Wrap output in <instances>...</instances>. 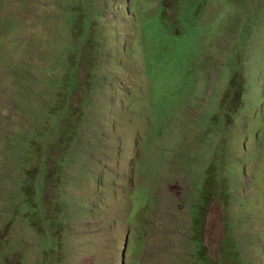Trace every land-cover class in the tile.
Returning a JSON list of instances; mask_svg holds the SVG:
<instances>
[{
  "label": "rangeland",
  "instance_id": "obj_1",
  "mask_svg": "<svg viewBox=\"0 0 264 264\" xmlns=\"http://www.w3.org/2000/svg\"><path fill=\"white\" fill-rule=\"evenodd\" d=\"M196 2L97 0L83 38L71 0H0V222L26 168L62 220L47 255L16 227L0 264H201L195 208L209 263L264 264V0Z\"/></svg>",
  "mask_w": 264,
  "mask_h": 264
},
{
  "label": "trees",
  "instance_id": "obj_2",
  "mask_svg": "<svg viewBox=\"0 0 264 264\" xmlns=\"http://www.w3.org/2000/svg\"><path fill=\"white\" fill-rule=\"evenodd\" d=\"M72 6H71V17L70 18H76L77 19V26L79 23H81L82 32L79 33V37L82 36L84 38V34H91V26H92V20H89V14L95 13L97 14V10H91L90 9L97 3V0H81L79 5H75V3L78 2V0H71ZM187 4L188 14H192L196 10V0H185ZM164 14L160 15V19L165 18V14L167 15V6L165 4H161ZM79 15V16H78ZM85 18V21H82V19ZM163 23L160 21H155V25L153 26V32H159L164 33L167 31V29L162 26ZM92 35V34H91ZM76 42V41H74ZM76 44L77 43H71L72 48L69 47V45L65 46V49L71 51L74 53L76 51ZM181 52L184 56H195L196 51L192 48L190 45H186L184 48L181 47ZM171 54V53H170ZM78 56V55H76ZM171 56V55H170ZM79 62V61H78ZM76 64V63H74ZM72 64V65H74ZM80 64V62H79ZM242 84H239L238 81L235 82V93L234 95H237V93L242 92L241 89ZM240 96V95H239ZM60 109L57 108L55 110H52L53 114L52 116L56 117L55 114L56 111H59ZM60 123H58V120L55 119L54 125H56V128L58 127ZM68 121H62L61 125L63 126V129L68 128L70 130H73L71 127H75L74 125ZM70 127V128H69ZM46 135H50V132H43L40 129L35 131V136L33 138H26L27 142L30 145L29 152L31 153L32 150L42 146L44 150L47 149V140ZM57 135H54L56 137ZM43 138H45L43 140ZM61 139V138H57ZM38 140V142H37ZM26 153H28V150H26ZM62 155V154H61ZM60 155V156H61ZM60 167V166H59ZM38 170L31 169L28 171V169H22L18 176L15 175V181L14 183V189L12 190V193L16 200V205L14 207H10L9 210L13 211V214L11 218H9L8 224L4 226L0 222V238H6L3 242L0 244L3 246L5 242H7L9 239H11V235H18L21 232L16 228L20 227L22 232H28L29 234H32L34 231L37 230V235L40 233L44 234V240H41L39 242V246L41 247L40 255H47L52 251L53 248V241L54 236H51L50 229L51 226H59L62 223V220H59L56 224H49L48 219L45 214V196H44V184L39 181V175L37 174ZM43 180V178H42ZM70 202V201H69ZM145 207L143 210L147 211V203H144L140 201ZM77 207L79 210L80 207L76 203L73 204ZM87 212L93 213L95 215H98V211L95 208V204L92 203L90 200H87L86 203L83 206ZM198 208L194 209L192 219H191V229L193 231L197 232V236H194L192 239L194 245H195V254L197 255V260L200 261L202 264H208L206 262V251L205 247L203 245L202 236H200L201 233V222H200V216H199ZM16 214H20V217L16 218ZM49 214H53V211H50ZM81 217L84 220L83 212L80 211ZM63 214H61L62 216ZM13 238V237H12ZM35 264H44L43 261L40 259H37L34 261ZM18 264H27L25 261H20Z\"/></svg>",
  "mask_w": 264,
  "mask_h": 264
},
{
  "label": "clouds",
  "instance_id": "obj_3",
  "mask_svg": "<svg viewBox=\"0 0 264 264\" xmlns=\"http://www.w3.org/2000/svg\"><path fill=\"white\" fill-rule=\"evenodd\" d=\"M70 5V7L72 6V1H71V4H69ZM74 43V42H73ZM65 47V46H64ZM69 47L70 48H72V46L71 45H69ZM66 51H68L67 49H65ZM70 61V60H69ZM74 63H78V60L75 58L74 59V62H71L70 61V63H68L69 65H72V64H74ZM59 166V165H58ZM219 193H221L223 196H224V194L222 193V192H219ZM218 193V194H219ZM217 195V194H216ZM215 195V196H216ZM215 196H211L210 198H208L207 199V205L212 201V200H214V198H215ZM224 198H225V196H224ZM225 200H226V198H225ZM226 206V204H222V207H225ZM93 215V214H92ZM96 216H98V215H96ZM202 241H203V236H202ZM204 245V244H203ZM195 247V246H194ZM235 256H237V254L235 253ZM238 257V256H237ZM205 259H206V262L208 263V264H211V263H209L208 261H207V254H206V257H205ZM196 260H197V255H196ZM238 261H241L239 258H238ZM197 262L198 263H201L200 261H198L197 260ZM222 263V260L221 259H218V261H217V264H221ZM202 264V263H201Z\"/></svg>",
  "mask_w": 264,
  "mask_h": 264
}]
</instances>
